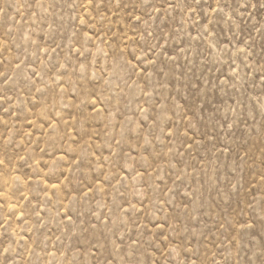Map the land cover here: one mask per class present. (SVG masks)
<instances>
[{
    "label": "rangeland",
    "instance_id": "rangeland-1",
    "mask_svg": "<svg viewBox=\"0 0 264 264\" xmlns=\"http://www.w3.org/2000/svg\"><path fill=\"white\" fill-rule=\"evenodd\" d=\"M0 264H264V0H0Z\"/></svg>",
    "mask_w": 264,
    "mask_h": 264
},
{
    "label": "snow or ice",
    "instance_id": "snow-or-ice-1",
    "mask_svg": "<svg viewBox=\"0 0 264 264\" xmlns=\"http://www.w3.org/2000/svg\"><path fill=\"white\" fill-rule=\"evenodd\" d=\"M0 163H2V162H0Z\"/></svg>",
    "mask_w": 264,
    "mask_h": 264
}]
</instances>
